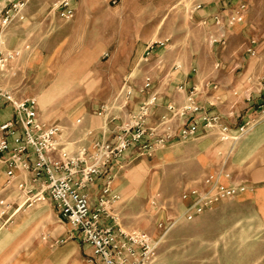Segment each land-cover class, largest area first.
<instances>
[{
  "label": "rangeland",
  "instance_id": "374dc122",
  "mask_svg": "<svg viewBox=\"0 0 264 264\" xmlns=\"http://www.w3.org/2000/svg\"><path fill=\"white\" fill-rule=\"evenodd\" d=\"M11 1L0 6V87L37 97L41 117L61 125L64 141L82 136L98 106L111 101L130 74V80L136 82L132 85L141 84L146 74L155 75L162 89L169 84L167 76L174 79L180 73L188 74L201 89L200 95L206 96L230 87L222 84L226 75L241 74L248 82L242 85L244 99L250 92L251 100L253 93L264 92V0H76L75 16L69 20L58 15L55 7L60 0H19L24 3V18L16 11H10L7 18ZM199 3L202 7L194 10ZM240 3L248 4L245 22L258 38L235 40L233 46H240L231 51L229 45L222 48L228 43L229 27H224L221 39L222 30L213 14H226ZM161 40L165 44L156 46L145 60L146 47ZM85 48L90 50L89 65L79 58ZM9 53L16 55L10 57ZM212 102L208 109L215 112V99ZM254 104L259 116L247 119L252 125L248 132L264 122V101ZM80 117L83 122L78 124ZM202 131L210 135L214 131L217 150L226 158L231 155L229 143L220 141L215 129L203 127L194 137L176 138V152L171 150L172 143L151 155L127 151L116 167L113 186L120 199L112 210L116 219L109 222L148 231L158 239V223L168 222L182 211L181 194L199 173L188 146L194 145ZM4 179L0 177V190ZM217 206L219 212L211 210L193 220H181L169 230L159 245L166 264H264V228L253 209L234 198ZM22 221L16 234L10 232L8 227ZM8 225L0 230V237L7 242L15 235L19 249L5 264H14L21 255L23 264H87L85 245L69 238L72 226L61 219L49 199L24 206ZM70 241L78 247L73 255L67 248ZM6 245L11 247L12 242Z\"/></svg>",
  "mask_w": 264,
  "mask_h": 264
},
{
  "label": "built area",
  "instance_id": "2783aa9c",
  "mask_svg": "<svg viewBox=\"0 0 264 264\" xmlns=\"http://www.w3.org/2000/svg\"><path fill=\"white\" fill-rule=\"evenodd\" d=\"M75 1L60 0L55 7L59 17L72 19L76 12ZM11 5L6 11L7 18L10 11H16L23 19L24 3L12 0ZM201 7L200 3L196 4L194 10ZM247 12L248 4L240 3L226 14H213L216 25L222 30L220 38L225 35V26L245 22ZM164 44L165 40L149 44L144 52L145 60L156 46ZM248 50L254 53L251 47ZM14 55L16 53H9L10 57ZM131 82L127 78L118 94L95 111L103 121L100 135L89 126L83 137L73 141L62 139L60 124L48 123L41 117L37 97L18 95L12 89L0 87V112L11 111L10 115L0 117V164L5 173L0 222L10 223L24 206L49 199L61 219L90 247L87 264H166L160 257L159 245L176 223L193 220L221 201L246 191V183L235 180L226 169H219L183 190L182 211L170 221L158 223L161 232L158 239L148 231L128 230L117 222L110 223L109 219H116L112 210L120 199V193L113 186L116 167L127 151L134 149L151 155L176 138L194 137L203 127L215 129L219 140L229 143L232 152L252 126L251 120H247L234 129L223 114L206 108L197 85L189 87L185 83L177 87L185 93L184 102L167 103L166 112L154 121L159 92L153 76L146 74L139 85ZM137 94L145 98L131 107ZM76 122L81 124L83 118ZM95 185L100 187L92 196L91 189Z\"/></svg>",
  "mask_w": 264,
  "mask_h": 264
},
{
  "label": "crops",
  "instance_id": "0c3cea01",
  "mask_svg": "<svg viewBox=\"0 0 264 264\" xmlns=\"http://www.w3.org/2000/svg\"><path fill=\"white\" fill-rule=\"evenodd\" d=\"M4 1L6 0H0V6ZM249 26L247 22H243L229 27L228 28L229 30H227L229 40L228 43L225 42V45L222 46V48H225L229 45L231 51H233V48L237 49V47L240 46L236 44L235 45L236 47H234L233 41L235 40L242 41L243 38H246V36H249L250 40L251 37L258 38V33L253 32L251 30V25ZM225 33H226V29H225ZM89 52H90L89 48H85L83 49L82 54L79 56L80 61L84 62L86 65H89L90 62ZM81 75L82 74L79 73L78 76ZM131 76H132L131 74L128 75L126 79L127 78L131 79L132 78ZM153 78L155 81V88L159 92V102L154 109V116H153L154 121H156L157 118L162 113L166 112L167 103L174 101L177 104H182L184 102L185 94L179 93L177 91V86L180 83H185L189 87L192 86L193 84H197L195 79H193L192 81L191 77H189L188 74L184 75L183 73H180L178 74V78L176 76L174 79L173 78L170 79L169 76H167V79L165 81L169 84L164 89H162L157 86V83H159V79L157 77L155 78V75L153 76ZM132 82L136 83L134 81V78ZM172 82H175L176 86H172L170 84ZM245 83L248 84V82H246L245 75L244 76L241 74L226 75L223 78L222 84H230L229 88L228 86L227 87L224 86V88L220 87L214 92L211 91L212 93L207 96L204 94L200 95V100L208 109V105H209L208 102H210V104H214L212 102V99H215L216 102L215 112L223 114L226 120L235 129L238 124H243L247 119L257 118L259 116V113L258 110L255 109L256 105L254 104V102H259L260 100L264 101V92H261L260 94L253 93L254 100H251L250 97L251 92H250L247 97V100L244 99L245 95L244 92H242L243 91L242 85ZM174 90L175 93L179 95L178 97L176 94H174ZM235 91H238L239 94L238 96H236ZM144 98H145L144 95L137 94L133 102L131 103V107L137 106ZM10 112H11L10 110H4L0 112V117L1 118L6 117L10 115ZM102 123H103L102 119L98 117L94 112V115L91 118V125L85 126L83 128V130L81 131L82 136H75V138H73L70 141L80 139L81 137H83L85 128L89 126L95 128L96 131L99 132L98 135H100ZM111 127H113V125H111ZM213 132L211 133L213 134ZM212 134L211 135L205 134L202 131L197 135V137H195L194 145L188 146L189 149L191 148V150H193L192 152L195 157L194 161L195 163H197L199 168V173L198 175H195L196 179L193 180V183L191 185H195L199 183L205 177L206 174L212 172L213 170L226 169L227 171H231L236 180L238 181L241 180V182H244L247 185L246 191L241 193L236 198H234V201H239L240 203L251 207L254 211L256 218L262 223V226L264 228V122L255 124L253 128L249 132H247V134L236 144L233 151L231 152V155L227 158L223 156L219 150H217L218 148L217 144H213L214 141L212 139L213 137ZM108 136L109 135H106L105 137ZM175 140L176 139L170 142L172 143L171 147L174 148L171 149L173 151L179 148V142L177 143ZM223 143L227 144L226 142ZM225 144H223L222 146H225ZM0 177L5 178L4 169L2 168L1 164H0ZM3 185L4 182L1 186L0 197L4 193ZM191 185H187L186 187ZM98 186L99 185H95L91 189L92 196H94L96 190H98ZM220 206H217L211 210H215V212H219ZM23 223H24L23 221L17 222V224L13 225L11 228L8 227V229H11L10 232L16 234V229L22 228ZM8 224L9 223L4 224L3 222H0V230H4L6 228V225ZM70 231L72 233L69 236L71 240L73 238H77L79 241H81L76 236V233L72 231V229ZM9 242L10 243L12 242L11 247H8L6 245V243L8 244ZM82 243L85 245L84 252H86L85 253L86 256L87 253L90 251L87 252V250L85 249L89 246L86 245L84 242ZM67 248L71 249L70 255H73V253H76L78 251V247L74 243V241H70L67 244ZM18 249H19V241L17 240V237L15 235H13V238L10 241L7 240V242H5L4 237H0V264H5L7 260L10 258V256H12L13 253L15 254V251ZM15 259L16 260L14 264H23L24 257L22 255L16 257Z\"/></svg>",
  "mask_w": 264,
  "mask_h": 264
}]
</instances>
